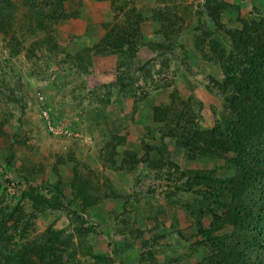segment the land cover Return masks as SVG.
I'll list each match as a JSON object with an SVG mask.
<instances>
[{
  "label": "rangeland",
  "instance_id": "1",
  "mask_svg": "<svg viewBox=\"0 0 264 264\" xmlns=\"http://www.w3.org/2000/svg\"><path fill=\"white\" fill-rule=\"evenodd\" d=\"M49 1L0 0V250L29 264H239L215 257L222 246L264 264V202L237 203L245 186L228 180L254 136L232 121L218 60L228 29L264 39V0H68L77 16L42 32L35 13L49 16ZM49 37L53 55L33 44ZM103 40L124 53L90 59ZM248 88L264 121V63ZM199 138L225 151L196 160L183 143ZM243 163L257 180L252 155ZM200 167L210 180L180 189L181 171Z\"/></svg>",
  "mask_w": 264,
  "mask_h": 264
},
{
  "label": "trees",
  "instance_id": "2",
  "mask_svg": "<svg viewBox=\"0 0 264 264\" xmlns=\"http://www.w3.org/2000/svg\"><path fill=\"white\" fill-rule=\"evenodd\" d=\"M103 1V0H98ZM50 3L48 6H50L47 15H41L40 13H35V18L37 17L36 22V30L39 31H49V27L45 22H51L54 23L57 20H62L67 18H75L76 13L71 12L70 14H67L64 9V4L68 2V0H50ZM114 2H112L113 4ZM224 5L221 6L223 8ZM47 13V14H48ZM42 16V17H41ZM47 17H50L45 21ZM220 18L217 16L215 17V20ZM217 20V21H218ZM247 28L249 30L253 29L252 27H247L245 23L242 25V28L240 30H230L228 29V40L230 42L228 49H226L224 46L220 47V53L218 60L220 62L222 72L224 73L225 81L223 82L224 87L230 86L232 88V91L229 93V106L237 112V120L233 119L232 121H236L234 125H237L238 123L244 125L246 127V132H248L249 138L256 137V143L253 145L254 137L252 140H249L248 143H244V148H246L248 145L251 144V147L249 148V152L246 153L245 156L240 157L238 152L235 153V157L229 160V163L231 164V173L228 176V180L230 183H234L236 186H245L244 190L242 191L241 197L237 200V203H247L251 201V198L253 195L258 194V200L260 202H264V149L261 147H264V134L260 131L263 130V122L260 119H258V109L250 99V96L255 97L258 101L263 102L262 95H259L258 93H255L253 89L248 88V80L255 74L257 70L261 69V65L264 63V39L262 40L261 37L255 32L256 35L251 36L248 32H246ZM263 36V34H262ZM122 38H124L121 35ZM264 37V36H263ZM125 39V38H124ZM124 41V42H123ZM43 41H35L33 44L39 48L38 50L41 51L42 48H45V51L49 54L56 53L59 48L57 44H55L54 40L46 39L44 40V46L40 47ZM125 42H129L128 40H122L120 43L125 44ZM118 44L117 42H107V41H100L99 43H96L93 47V49H86L84 50L87 52L88 57L90 59H93L96 55H102L108 52H117V56L121 53H124L122 51L123 45ZM132 43H128L129 48L132 49L131 46ZM11 49L9 51H14V54H17L18 50L14 47V45H10ZM17 47V46H16ZM222 53V54H221ZM66 56L68 58H74V52L69 49L66 51ZM52 58V57H50ZM263 60V61H262ZM247 87V89H246ZM212 140L207 141L204 138L198 139V141H191V140H185L184 145L187 148H191V152H195L194 159L205 160L206 155L215 154L218 151L224 152V145H219V149L215 150V147L217 146V143H214ZM253 145V146H252ZM256 148L257 152H253V149ZM123 155H125L126 158H128L130 161L134 157L132 153L129 152H123ZM251 155L253 159L256 162V173L258 179L255 181H249L248 178L245 176V167L244 163L245 160L250 159ZM144 161L146 163H149L150 156L147 153V156L143 157ZM243 159V160H242ZM242 160V161H241ZM154 161V162H153ZM151 162V165L154 166L155 169H158L164 165L165 161L164 159L159 160H153ZM227 161V160H226ZM241 161V162H239ZM203 165V163H202ZM170 167H175L176 171L178 172L177 165H173L172 163L169 164ZM236 167L235 169H233ZM240 169L242 170L240 172ZM254 171V169L252 170ZM209 171L201 169H195V170H189V171H181L180 174H184L182 177H184L185 182L182 183L180 189H184L185 187H191L190 184L193 181H203L207 182V180H210V176L206 173ZM244 173V174H243ZM189 182V185H188ZM206 187V183H204ZM177 188V187H176ZM175 188V189H176ZM221 199L217 200V204L219 206H224L223 202H220ZM238 208H243L247 214L250 215L249 210L246 206H241L239 204H236ZM1 226V223H0ZM49 235L52 237L53 240H58L59 233L48 231ZM241 235L244 237V233H241ZM2 236V233H0V240ZM215 237H210V241H214ZM11 238L7 240L6 244H9L11 241ZM5 244V245H6ZM240 243L238 244V246ZM220 245L217 244V250ZM262 249V244L259 245ZM222 246H220L219 250L216 251V255L219 253L226 254L224 260L222 263H225L226 261H233L238 260L239 264H241L242 257L238 258L237 252L231 250L229 253L228 251L220 250ZM215 249V247H214ZM226 249V248H225ZM21 250V249H20ZM16 250L11 253L5 254L8 251V248L6 246H3V252L0 250V263L4 264H29L27 261H25L26 257L21 256V251ZM250 255L253 254L252 251L248 252ZM33 254L35 255H44L46 254V251L43 249H40L38 251H35ZM245 256H248L247 254ZM256 259L259 258V256H255ZM214 264H219L215 262ZM235 264V262L233 263Z\"/></svg>",
  "mask_w": 264,
  "mask_h": 264
}]
</instances>
